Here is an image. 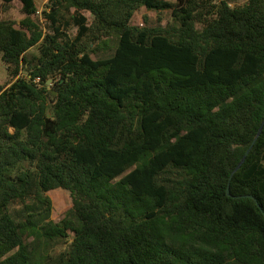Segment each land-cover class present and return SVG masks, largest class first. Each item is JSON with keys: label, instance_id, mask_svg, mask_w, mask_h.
Wrapping results in <instances>:
<instances>
[{"label": "trees", "instance_id": "obj_1", "mask_svg": "<svg viewBox=\"0 0 264 264\" xmlns=\"http://www.w3.org/2000/svg\"><path fill=\"white\" fill-rule=\"evenodd\" d=\"M17 1L0 264H264V0Z\"/></svg>", "mask_w": 264, "mask_h": 264}, {"label": "rangeland", "instance_id": "obj_2", "mask_svg": "<svg viewBox=\"0 0 264 264\" xmlns=\"http://www.w3.org/2000/svg\"><path fill=\"white\" fill-rule=\"evenodd\" d=\"M36 4V8L41 12L43 6L47 0H34ZM170 2H174L175 0H166ZM142 16H146L149 25H155L158 22V18H160V24L162 26L166 25L171 20L170 12H163L160 14H156L153 11L142 12L135 19L134 22L137 25L143 24ZM23 15L21 13V5L15 0L8 9L4 8L0 3V20H9L13 21L17 24ZM90 19L91 17L88 16ZM71 32L75 34V30L71 29ZM31 52L35 53L36 50L33 49ZM4 64L0 60V86H7L9 84V78L7 76ZM51 84V83H50ZM50 84L48 85V89L51 90ZM47 196L50 198L52 209L50 214V219L54 222H58L64 215V213L70 209L72 202L71 197L68 191L63 189H55L48 192ZM54 251H60V247H55Z\"/></svg>", "mask_w": 264, "mask_h": 264}, {"label": "water", "instance_id": "obj_3", "mask_svg": "<svg viewBox=\"0 0 264 264\" xmlns=\"http://www.w3.org/2000/svg\"><path fill=\"white\" fill-rule=\"evenodd\" d=\"M51 81H48L47 84H50ZM263 124L264 122L261 124L259 130L257 131L256 133V136L255 138L253 139L251 145L249 146V148L246 150V152L244 153V155L242 156L241 160L239 161V163L237 164V166L235 167V169L233 170V172L230 174V177H229V180H228V184H227V188H226V193L228 196H230V193H229V183H230V180L233 176V174L241 167V165L244 163L247 155L249 154L250 150L252 149V147L254 146L256 140L258 139L259 135L261 134V131H262V128H263ZM263 217H264V212L260 209Z\"/></svg>", "mask_w": 264, "mask_h": 264}, {"label": "built area", "instance_id": "obj_4", "mask_svg": "<svg viewBox=\"0 0 264 264\" xmlns=\"http://www.w3.org/2000/svg\"><path fill=\"white\" fill-rule=\"evenodd\" d=\"M37 13H39V11Z\"/></svg>", "mask_w": 264, "mask_h": 264}]
</instances>
